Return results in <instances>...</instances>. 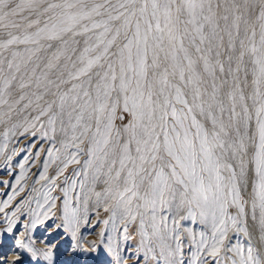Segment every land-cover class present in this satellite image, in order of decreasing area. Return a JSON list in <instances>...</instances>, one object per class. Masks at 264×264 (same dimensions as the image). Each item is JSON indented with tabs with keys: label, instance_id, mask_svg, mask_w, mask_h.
Wrapping results in <instances>:
<instances>
[{
	"label": "snow or ice",
	"instance_id": "snow-or-ice-1",
	"mask_svg": "<svg viewBox=\"0 0 264 264\" xmlns=\"http://www.w3.org/2000/svg\"><path fill=\"white\" fill-rule=\"evenodd\" d=\"M23 21V32L9 31L0 49L35 45L32 51L46 48L50 56L43 63L29 59L33 66L24 64L19 77V52L6 64L0 59V123L28 109L36 113L4 132L0 155L16 129L26 139L40 129L49 146L33 156L32 140L5 156L7 165L21 153L31 161L44 153L46 160L31 194L9 215L5 210L25 192L30 160L22 157L16 187L0 205V264H23L24 253L37 257L17 238L14 218L27 205L25 231L44 225L58 189L62 223L46 231L62 230L57 242L64 241L75 264H102L103 233L99 243L87 241L79 227L88 221L68 210V198L83 192L86 181L97 206L104 202V211L126 225L123 240L131 239L127 225L139 220L140 245L153 260L184 264L186 234L194 249L190 264H264V0H0V26L20 29ZM73 165L79 167L66 175ZM182 221L201 230L181 228ZM230 233L246 243H232ZM51 247L50 241L41 250L48 260ZM118 248L117 241L107 251L118 259Z\"/></svg>",
	"mask_w": 264,
	"mask_h": 264
},
{
	"label": "rangeland",
	"instance_id": "rangeland-1",
	"mask_svg": "<svg viewBox=\"0 0 264 264\" xmlns=\"http://www.w3.org/2000/svg\"><path fill=\"white\" fill-rule=\"evenodd\" d=\"M16 2H18V0H13V3ZM51 2H59V0H51ZM96 2H103V0H96ZM113 2H115V0H113ZM23 15H28V13L25 12L23 13ZM32 18L34 19L35 17ZM102 18L106 17H96V19ZM27 23L28 21H23L20 29H4L2 26H0V42H3L9 38L7 35L9 31H12L14 34H21L26 28ZM83 23L88 22L84 21ZM119 23V21L113 22L115 26H118ZM27 30L31 32L35 29L33 28ZM100 31H103V29L96 30V32ZM88 35L92 34L89 33ZM77 39L81 41L82 46L83 40L86 39V36L77 37ZM93 39H95V37H93ZM125 42L126 41H124L123 37H121L117 41V44L122 46ZM46 43V41H42V44L46 45ZM35 48V45H12L7 50L0 49V53H2V55H0V59L7 58L5 60L6 64L7 60L12 59L11 54L13 51L19 52L20 55L16 57V63L21 64V72L18 74V77L23 76L24 64H27L28 68H31L33 66V63H29V59H31V61L34 63H43L50 56V50H47L45 48L44 51H32ZM149 56H151V51L149 52ZM61 63H63V60L61 61ZM13 83L16 86V90L14 91L13 95L14 97H18L20 94L18 88L19 79L17 81H14ZM0 86H2V84H0ZM246 90L250 92L251 88L249 87ZM24 91L30 92L31 90L25 89ZM46 99H52V97H46ZM29 112H31L32 116L36 114L32 109H28L27 111L21 112L19 116L14 114L12 121H10L9 123H0V145L5 142L3 135L4 132L13 124L22 121L25 116H28ZM125 122H127V117L125 118ZM119 123L120 122L117 121V124ZM16 132V136L9 137L10 142L8 151L5 154L0 155V181H8L7 185L0 183V205H2V202L6 200L7 195L12 194V189L16 187L15 180L19 179V164L24 162L23 158H28L30 160V164L26 166V171L28 172L27 179L25 181H22V185L25 186V192L17 195L16 199L12 202L11 207L5 210L9 215L11 214L12 210H14L20 205V202L23 201L26 196L31 194V189L33 187L34 181L37 179V174L41 170L42 163L46 160V156L44 153H40L39 160L31 161L30 157H25V154L21 153L20 156H16L12 159L10 165H7L5 163V156L11 155L12 149L14 147L17 149L23 148L25 147V145L31 143L32 140H35V147L31 149V153L33 156L36 154L37 149L43 147L46 151L49 146L48 140L40 138V129H37V137H33L30 139H26L25 137L20 136V129H16ZM57 134L59 135V126ZM33 164L34 166H32ZM78 167L79 166L77 165L69 167L66 175L71 174L73 168ZM54 171L55 166L53 165L50 168L49 175H52ZM62 181L63 177L60 178V181H58V183H61ZM90 187L91 184L86 181V187L83 192H81L78 188L76 192L68 198L70 201L68 210L69 213H71V210L75 208L77 210V214L88 221V224H84L83 222H81V225L79 227V234L85 237L87 241H97V243H99L101 240V233H103L104 243L101 245V251L98 254L99 259L102 261V264H164L163 258L157 256V259L153 260V254L146 252L145 247L140 245V235L138 231L139 220H137V222L134 224L127 225L129 227L128 235L131 237V239L127 241L123 240L122 230L123 227H125L126 225L118 217L112 216L111 209L108 212L104 211V202H101L100 205L97 206L95 195L89 191ZM101 187L102 185L100 184L96 185V191H100ZM53 195L58 197V199L56 200V208L53 209L52 218L47 220L44 225H37L34 229L30 226L29 229L25 231V229L23 228V223L27 222L25 217H27L29 214V208L27 205L22 208L21 214H18V216L14 218L19 221V223L16 224V229H18L19 231V235L17 238L25 239L26 243H29L38 252L37 257L35 259L31 258L30 254L24 253L21 257L23 264H37V261H39V264H75L72 258V254L65 251L67 245L64 243V241L57 242V237L60 234V231L62 230L52 231L51 233L46 231V229H48L50 225L62 223V217L64 215L65 198L63 194L58 189L55 193H53ZM89 197L91 198L89 199ZM31 207L35 208V204L33 203ZM3 216L4 213H0V220L3 219ZM105 220L109 221L107 225L103 223ZM181 228H191L196 233H199V231L201 230V226L199 225V223L193 224L190 221H182ZM252 232L255 243V238L258 234L255 232L254 229H252ZM13 235H17L15 229ZM8 239L9 241L11 240L10 237ZM67 239V234H64V240L66 241ZM229 240L232 243H235L237 240L242 244L246 243L245 238L242 235L234 236L231 233L229 235ZM50 241L52 242V258L51 260H48L44 258L41 250L47 249L49 247ZM117 241L119 242L118 259L115 256L109 254L107 251L109 245H112V247L115 249ZM182 244L184 245V264H190L191 254L194 249L189 247L188 238L186 234L182 238ZM257 246L259 247L258 244ZM3 251L5 254L9 251V244H5L3 246ZM17 251L21 250L17 249ZM159 251L160 249L157 248L156 253H159ZM87 255L88 254H84L83 258L86 259ZM92 255L96 256L97 254Z\"/></svg>",
	"mask_w": 264,
	"mask_h": 264
}]
</instances>
